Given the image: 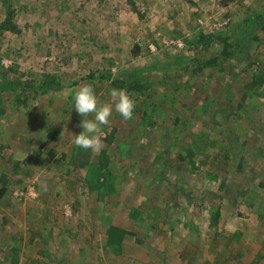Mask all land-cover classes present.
Segmentation results:
<instances>
[{"label": "rangeland", "instance_id": "1", "mask_svg": "<svg viewBox=\"0 0 264 264\" xmlns=\"http://www.w3.org/2000/svg\"><path fill=\"white\" fill-rule=\"evenodd\" d=\"M255 12L264 0H0V26L11 17L13 27H0V76L52 75L61 88L16 106L12 93L0 95V169L10 179L0 264H264V94L243 99L245 56L229 70L184 74L148 114L153 128L113 111L99 153L73 143L80 122L94 119L74 110L80 86L110 103L99 76L192 54L199 31L233 28ZM130 132L137 137L122 140ZM169 144L183 160L162 153Z\"/></svg>", "mask_w": 264, "mask_h": 264}, {"label": "trees", "instance_id": "2", "mask_svg": "<svg viewBox=\"0 0 264 264\" xmlns=\"http://www.w3.org/2000/svg\"><path fill=\"white\" fill-rule=\"evenodd\" d=\"M9 14L10 16L13 15L12 12H9ZM9 21H12L11 17L6 20V23L8 22V24H1L0 27L2 30L5 28L10 29L12 27ZM228 27H224V29L222 28L215 33L209 34H204L199 31L190 41L193 50H195L192 54L175 56L169 62H156L151 64L147 69L145 67L129 74L123 73L111 80H109L111 78L110 75H101V77L99 76V81L105 82L108 80L109 85L112 88L126 90V92L136 102L133 112L135 114L133 117L139 119V121L149 124L148 126L153 128L155 121L152 122V117L148 114L151 115L157 111L159 105L162 104V98L168 94V87H170V85L177 88L184 74L190 75L189 77H193L201 73L206 68H209L213 72L223 70L224 67H227L226 70H229V68L235 63L234 57L240 55L245 56L248 59L247 64L252 68L251 71L246 73L249 74L250 78L244 84L245 91L242 97L245 99L248 96L249 99L253 100V98H255L254 94H258L259 90L262 89L261 93L264 94V49L260 50V44L264 46V37L261 39L262 34H264V12H255L252 17H247L246 20H243V22L237 25L235 24L233 28ZM215 42L219 44V47L216 51L210 53L209 49ZM206 53H208V56ZM124 74L126 77H123ZM91 77H93V75H91ZM59 87L60 83L57 82V79L52 75H45L43 79H30L25 83L15 79L8 80L3 75L0 76V95L4 92L12 93V102H14L15 106L18 104H27L29 101H33V99L36 98L35 95H44L50 90L61 89ZM197 90L198 92L201 91L199 87L192 90V104L200 100V98H196ZM204 99L205 101L210 99L213 100V96L207 92L206 95H204ZM0 104L1 114L3 111V102H0ZM148 109L151 113L148 112ZM177 121L178 118L175 123H177ZM132 135V132L128 134L124 133L122 134V140H125V138L128 137H131L132 140V138L137 137L136 135ZM52 136H54V134ZM169 139L170 137H168V140ZM131 140L129 143L123 141L124 144L127 145V147H125L127 150L129 149V146H131ZM134 142L135 140L133 141V144ZM182 149L183 148H175L174 151H172V145L169 144L167 148L162 149V153H166L171 159L177 157L178 161H181L183 160ZM38 151H36L37 154H39ZM52 151L53 150H50V152ZM171 151L174 154L173 156ZM10 158L11 153L8 151L5 154V159L6 161H9ZM14 162L15 163L12 167L14 166V170H16L20 162L16 160H14ZM8 175L9 173H7L6 169H0V202L2 201V198L5 199L7 192H9L10 179ZM100 175H103V173H100ZM110 177L111 174L108 173L106 175V181L111 180ZM220 184L223 185V181H221ZM99 186L104 190L107 189V191H105L107 193H109L108 191L113 188V184L111 182H100ZM211 217L213 218L212 222L216 223L219 217V210L217 209ZM1 225L3 226L4 222H2ZM1 225L0 228H2ZM123 233L124 231L122 230L120 235L119 233L112 232V236L115 235V237L110 240V243L114 244L116 242V238L118 237L120 242L124 236ZM16 251L17 250L14 249V253ZM66 256L68 255L63 253V257L67 258Z\"/></svg>", "mask_w": 264, "mask_h": 264}, {"label": "clouds", "instance_id": "3", "mask_svg": "<svg viewBox=\"0 0 264 264\" xmlns=\"http://www.w3.org/2000/svg\"><path fill=\"white\" fill-rule=\"evenodd\" d=\"M110 103L100 104L91 85L80 86L74 95V108L81 117L93 115L94 119H83L80 127L83 131L74 136V145L85 150L99 153L104 147V132L101 126L109 124L113 111L125 121L132 120L135 101L124 89L112 88L109 93ZM46 190V189H45Z\"/></svg>", "mask_w": 264, "mask_h": 264}, {"label": "built area", "instance_id": "4", "mask_svg": "<svg viewBox=\"0 0 264 264\" xmlns=\"http://www.w3.org/2000/svg\"><path fill=\"white\" fill-rule=\"evenodd\" d=\"M175 44L178 46V47H183V45H184V43H183V41L182 40H177V41H175Z\"/></svg>", "mask_w": 264, "mask_h": 264}]
</instances>
